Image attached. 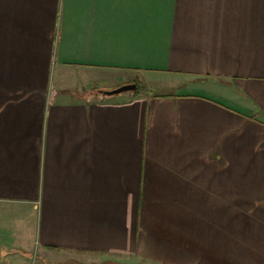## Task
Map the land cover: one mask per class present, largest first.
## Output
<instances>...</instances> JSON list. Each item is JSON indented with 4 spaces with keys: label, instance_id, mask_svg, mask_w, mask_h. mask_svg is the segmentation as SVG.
Returning <instances> with one entry per match:
<instances>
[{
    "label": "crops",
    "instance_id": "0c3cea01",
    "mask_svg": "<svg viewBox=\"0 0 264 264\" xmlns=\"http://www.w3.org/2000/svg\"><path fill=\"white\" fill-rule=\"evenodd\" d=\"M0 264H264V0H0Z\"/></svg>",
    "mask_w": 264,
    "mask_h": 264
},
{
    "label": "water",
    "instance_id": "95a60500",
    "mask_svg": "<svg viewBox=\"0 0 264 264\" xmlns=\"http://www.w3.org/2000/svg\"><path fill=\"white\" fill-rule=\"evenodd\" d=\"M137 87H138V84L135 82L125 83L115 88L103 90V93L106 95H115V94H120L124 92H135L137 90Z\"/></svg>",
    "mask_w": 264,
    "mask_h": 264
},
{
    "label": "trees",
    "instance_id": "16d2710c",
    "mask_svg": "<svg viewBox=\"0 0 264 264\" xmlns=\"http://www.w3.org/2000/svg\"><path fill=\"white\" fill-rule=\"evenodd\" d=\"M143 87L142 86H140V85H138V87H137V90H136V94H138L139 93V91L142 89Z\"/></svg>",
    "mask_w": 264,
    "mask_h": 264
},
{
    "label": "rangeland",
    "instance_id": "374dc122",
    "mask_svg": "<svg viewBox=\"0 0 264 264\" xmlns=\"http://www.w3.org/2000/svg\"><path fill=\"white\" fill-rule=\"evenodd\" d=\"M249 204H250V205H254V202L248 203V205H249Z\"/></svg>",
    "mask_w": 264,
    "mask_h": 264
}]
</instances>
